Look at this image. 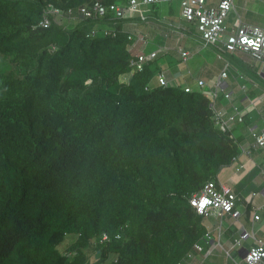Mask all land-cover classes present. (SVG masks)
Instances as JSON below:
<instances>
[{"label": "trees", "instance_id": "16d2710c", "mask_svg": "<svg viewBox=\"0 0 264 264\" xmlns=\"http://www.w3.org/2000/svg\"><path fill=\"white\" fill-rule=\"evenodd\" d=\"M94 1L0 0V264H176L207 231L188 197L240 157L252 126H264L263 107L243 114L240 131L219 127L215 109L241 108L228 87L213 106L208 91L155 82L162 52L135 70L132 19L51 16L40 25L50 2L76 16ZM180 5L168 2L163 15L199 35ZM105 26L115 34L92 35ZM151 40L147 52L159 47ZM210 47L219 65L218 53L233 61L248 95L264 93L254 56ZM219 251L204 264H222Z\"/></svg>", "mask_w": 264, "mask_h": 264}, {"label": "built area", "instance_id": "2783aa9c", "mask_svg": "<svg viewBox=\"0 0 264 264\" xmlns=\"http://www.w3.org/2000/svg\"><path fill=\"white\" fill-rule=\"evenodd\" d=\"M173 0H129L128 2H110L104 3L101 0H95L90 5H82L78 8V13L75 16L73 9H64L52 2L48 3L43 11L40 25L49 27L51 24V16L54 18L67 16L69 18L95 17L104 18L109 16L114 23L122 19H133L138 14L144 15L146 8L161 5ZM235 9V0H220L218 5L210 6L207 0H181L180 18L190 23L196 22L197 31L199 33L203 48H207L218 43H222L229 53H247L254 56L260 64V70L264 73V27L248 22H242L240 19L235 23L233 28L228 26V18L230 13ZM173 25V24H170ZM115 27H98L93 29L92 35L97 33L108 34L109 31L115 34ZM173 32L185 36L188 29L177 22V26H171ZM135 43L130 49H136V44L141 41H148V34L139 31ZM130 35V39L135 38ZM166 46H159L150 52L145 48L135 52L131 58V64L135 70H143L145 64L155 59L160 52H166ZM179 52L183 62H187L191 56L190 49L179 48ZM218 57L224 59L225 63L222 71L218 75L215 84L208 89L206 80L198 79L197 86L187 85V92L197 90L208 91L212 100V105L215 106L219 92L225 88V82L229 75L233 63L224 54L218 53ZM133 71L127 72L121 76V80L129 82L133 75ZM156 79L161 85H169V79L164 70H159L156 73ZM208 89V90H207ZM246 91L247 87L243 86ZM264 95V94H263ZM225 97L231 99L229 92H225ZM216 122L223 131L229 130L231 127L229 122L237 120V124L241 127L244 124L243 112L234 105V114H225L222 110L214 111ZM252 141H248L247 146L242 147V153L246 152L249 156L253 154H264V128H259L257 125L250 128ZM239 159V158H238ZM235 160L236 171L240 172L244 169V163ZM260 173L264 175V164L261 165ZM264 197V188L261 192L253 191L248 196H243L237 192L229 184L223 183L220 180H208L203 187L188 197V201L194 207L198 215L204 218H215L218 224L212 230L207 228L201 241L193 244L192 248L176 263V264H204V261L218 248L226 257V263L229 259H233L232 264H264V235L256 233L255 224L264 219V203L256 204L253 202L255 196ZM250 207L249 228L243 221L242 227L238 230V235L232 238L231 245L227 246L223 243L224 235V218L229 215L232 219H239ZM261 231V230H260ZM110 236L104 233L100 241L109 240ZM245 241L249 243L245 244ZM236 251V255L233 251Z\"/></svg>", "mask_w": 264, "mask_h": 264}, {"label": "crops", "instance_id": "0c3cea01", "mask_svg": "<svg viewBox=\"0 0 264 264\" xmlns=\"http://www.w3.org/2000/svg\"><path fill=\"white\" fill-rule=\"evenodd\" d=\"M219 1L220 0H207V4L210 5V6H216V5H218ZM261 2L264 5V1L263 0H235V9L231 12V14H230V16L228 18V22H227L229 28L230 29L233 28L235 26L236 21H238V19H240L242 22H248V23H252V24H256V25H260V26L264 27V25L262 24L263 22L258 21L256 19V16L259 13L263 12L262 11V8H260L258 6V4L261 3ZM156 7L157 8H162L163 7V4H161L159 6H156ZM154 8L155 7L151 8V10H154ZM151 10H150L149 7H147L145 13L150 12ZM136 19H138V18H136ZM171 33H172V35L177 34L178 37H180L181 40H182V38H183L182 35H180V34H178L176 32H171ZM177 35H174V36L177 37ZM178 37H177V41L179 40ZM184 37H186V36H184ZM189 37L190 38H186V39L188 40V39H193L194 38L192 36H189ZM186 39L184 38V40H186ZM184 40L178 41V43H180L179 47L180 46H183L182 48H184V49H190L192 51V56H194L195 54H197L196 52H198V50H200L202 48V45H200L199 42L196 39L193 40V41H195L196 44L198 45V49L197 50L193 49L190 46V43L184 44ZM150 43L151 44L152 43H155V45H157V46L158 45L159 46H163L160 43L155 42L153 40V38L150 41ZM142 48H145V46H144V44L141 41H139L136 44V49L135 50H136V52H138ZM206 49L208 50V53L212 54L216 58V53H215L214 47L213 48L212 47L205 48L204 50H206ZM177 51L179 52L178 49H177ZM178 60L181 63H184L183 61H181V55L179 56ZM200 62L201 63L203 62V64H202V67L204 69L203 71L200 70V69H198V68H196L194 65L192 67L193 69L190 68V67H188L187 68V71H182L178 67V64H177V61L176 60H173V63L171 65L168 64L167 69L166 68H163V67L161 69L166 72L170 83L179 84L178 79L181 80V78L183 77L184 80L186 81V83L184 84V86H187V85H192V82H194L195 80H196L195 82H197L198 79H203V80H206L207 81V83H208V87L207 88L210 89L213 85H211V83L208 81V79L204 76V74H206V73L207 74H210L209 72H211L210 69L209 70L207 69V65L209 63L206 61V58H205V60L204 59H200L199 60V64H200ZM164 63L165 62H163L162 64H164ZM232 63H233V61H232ZM233 65H234V63H233ZM222 68H223V66H221V69L219 71H217V75L215 77V81L217 80L218 75L222 71ZM194 75H196V76H194ZM155 80H156V78H155ZM254 83L257 86H259V84H260V83H257L256 81H254ZM241 86H240V82L238 81V79L236 78V76L234 74L230 73V71H229V75H228V77L226 79V82H225V87H228V89L230 90V92H232L231 99L233 100V98L234 99L236 98V101L235 102L238 105H240V107H241L240 109L243 112V114H245L246 112H249L251 110H259V109H262L264 107V95H263L264 93L261 96L252 97V96H249L248 93L244 89L241 88ZM243 94H245V96H246V98H245L246 101L239 102L238 101L239 100V97L242 96ZM222 111L224 112L225 117H226L227 116L226 115L227 114L226 110L223 109ZM229 124H230L231 127L234 128L233 131H236V130L238 131V129L240 131L241 127H239L240 126L239 124H236V123H234L232 121H230ZM234 126H236V127H234ZM263 128H264V126H263ZM247 145H248V143L245 144L244 146H247ZM238 161L240 163H244V169L242 171H240V172H237L236 171V165L238 163L235 164V171L238 174H241V177H240L241 182H239V184L234 183L233 185H230V184L229 185L232 186L237 192H239L243 196V198L245 197L244 196L245 194L244 193H241V191L238 189L237 185H239L240 187H242L243 184H244V182H245V178L246 177H248L250 179H253L257 183H259L260 189H263L264 186H262V182L260 180V177H261V179L262 178L264 179V175L260 173V170H261V165L264 164V154H261V153L259 154L258 153V154H253L252 156H249V154H247L246 152H244V153H242L240 155ZM222 172H223V169L220 171V174ZM220 174H219V179L218 180H220L223 183L228 184L227 183L228 178L227 179H223V178H221ZM223 176H224V174H223ZM257 180H259V181H257ZM253 202L256 203V204H263L264 203V197L259 196V195L258 196H255L253 198ZM226 217L231 218L229 215H226ZM250 217H251V214H250V212H249V210L247 208V210L245 211V214L241 218H239V219H233V220H234V222L240 220V221H246L247 223H249ZM242 218L244 220H242ZM231 220H232V218H231ZM216 221L217 220L215 218H213V217L208 218V219L205 220V222L207 224V227L208 228H213V229H214V226H215ZM233 237L234 236H232V238ZM229 242H230V240H228V243ZM228 246H229V244H228Z\"/></svg>", "mask_w": 264, "mask_h": 264}, {"label": "rangeland", "instance_id": "374dc122", "mask_svg": "<svg viewBox=\"0 0 264 264\" xmlns=\"http://www.w3.org/2000/svg\"><path fill=\"white\" fill-rule=\"evenodd\" d=\"M264 1V0H263ZM171 2V1H170ZM168 3V2H167ZM167 3H163V7L162 8H157L155 6L154 10L157 9V11L159 12V14H161V16L163 17L161 19V22H156V21H153L151 19L147 20V18H141V16L139 17V19H136L134 18L133 20H131V22H129L128 24V29L132 30L133 33H137L139 31L143 32V33H148L149 34V37H150V40L153 38V40L155 42H158L160 43L161 45L165 46L169 49V52L168 53H164L162 55V57L160 59H158L157 61V64L160 65V67L162 68H166L168 67V64L171 65L173 63V60H176L177 61V64H178V67L182 70V71H187V68L190 67L192 68L193 65L200 69V70H204L203 67H202V64L203 62L199 64V60L200 59H204L206 58V61L209 63L207 65V69L211 70V72H209L210 74H204V76L208 79V81L211 83V85H214L215 84V77L217 75V71H219L221 69V65H219V61L210 53H208V50H204L205 48H199L200 50H198V52H196L197 54H195L194 56H192L188 62L186 63H181L178 58L180 56V53L177 51V48H179V45L180 43H178V41H182L184 40V38H181L178 37L177 34H174V35H177V37L179 38V40L177 41V37H175L174 35H172L171 32H173L171 30V26L173 28V25L177 26V21H172L171 18L168 16V14L166 15H163L164 13H167L166 12V9H167V6L166 4ZM258 6L260 8H262V11L261 13H259L257 16H256V19L258 21H261L263 22L262 24L264 25V5L263 3H259ZM153 8V7H151ZM150 8V10H151ZM154 10H151L150 12H153ZM160 10V11H159ZM146 12V11H145ZM145 15H143L142 17H144ZM136 19V20H135ZM73 21H77L76 19L73 20ZM163 21V22H162ZM170 24H173V25H170ZM154 30H153V29ZM187 38H190L189 36H187ZM197 40L199 42V44L201 45V40H200V37L197 35H194V38L193 39H186L184 40V44L186 43H190V46L195 49V47H198V45L196 44L195 41L193 40ZM183 47V46H182ZM1 60H2V57L0 56V69L2 68V64H1ZM163 62H165L164 64H162ZM169 69V68H168ZM193 69V68H192ZM196 76V75H194ZM157 80H155L156 82ZM196 81V80H195ZM192 82V85L193 86H197V82ZM178 82L179 84L181 85H184L186 83V81L184 80V78L182 77L181 80L178 79ZM224 174V176H223ZM221 178L223 179H227V183L230 184V185H233L234 183L236 184H239V182H241L240 180V177H241V174H238L236 171H235V164H231L229 166H226L225 168H223V172L220 174ZM260 180L262 182V186H264V179L260 177ZM259 181V180H257ZM238 189L241 191V193H244L243 195L244 196H248L251 192L253 191H259L261 192L262 189H260V185L259 183H257L256 181H254L253 179H250L248 177L245 178V182L243 184L242 187H240L239 185H237ZM263 213V217H264V211L262 212ZM242 220H244L242 218ZM246 225H248V223L246 221H243ZM242 221L238 220L236 222H234V220L229 217H225L224 218V237H223V243L226 244L228 246L231 245L232 243V236H237L238 235V230L242 227ZM218 224V221H216L215 223V226ZM214 226V228H215ZM249 228H251L250 225H248ZM255 228H256V233L258 235H264V219L262 221H259L255 224ZM213 230V228H211ZM261 230V231H260ZM71 236V235H69ZM68 236V237H69ZM66 237V238H68ZM230 239H229V238ZM228 240H230V242L228 243ZM71 240L70 239H67L65 240V242L61 245V250H64V248L66 246H68L70 244ZM245 244H248L249 243L247 241H245ZM218 250H220L218 248ZM233 254L236 255V251L234 250L233 251ZM220 261H222V264H225L226 263V257L225 255L223 254H220ZM93 259H97L98 258V253H95L93 255ZM211 257L208 258L206 261H210ZM233 263V259L230 258L229 259V263L228 264H232Z\"/></svg>", "mask_w": 264, "mask_h": 264}, {"label": "clouds", "instance_id": "9594fccd", "mask_svg": "<svg viewBox=\"0 0 264 264\" xmlns=\"http://www.w3.org/2000/svg\"><path fill=\"white\" fill-rule=\"evenodd\" d=\"M47 5H48V4H47ZM156 6H157V5H156ZM154 7H155V6H154ZM45 8H46V7H45ZM45 8H44V9H45ZM144 14H145V13H144ZM42 16H43V15H42ZM136 17H137V16H136ZM136 17H135V18H136ZM141 17H142V16H141ZM76 19H77V18H76ZM133 19H134V18H133ZM133 19H132V20H133ZM41 20H42V19H41ZM127 20H131V19H127ZM176 33H177V32H176ZM144 34H148V33H144ZM185 36H188V34L185 35ZM190 36H191V35H190ZM198 36H199V35H198ZM183 37H184V36H183ZM199 37H200V36H199ZM148 38H149V34H148ZM200 40H201V39H200ZM201 45H202V44H201ZM131 46H132V45H131ZM180 47H182V46H180ZM180 47H179V48H180ZM179 48H177V49L179 50ZM202 48H203V47H202ZM207 48H209V47H207ZM130 50H131V51L134 50V52H136L135 48H134V49H130ZM168 52H169V49H168L166 52H164V53H168ZM162 53H163V52H162ZM181 61H182V58H181ZM187 62H188V61H187ZM184 63H186V62H184ZM123 74H125V73H123ZM123 74H122V75H123ZM122 75H121V76H122ZM155 78H156V76H155ZM130 79H131V78H130ZM121 81H122V80H121ZM123 82H124V81H123ZM192 86H193V85H192ZM246 87H247V86H246ZM246 92H247V90H246ZM249 96H251V95H249ZM234 164H235V163H234ZM190 204H191V203H190ZM205 219H206V218H205ZM207 228H208V227H207Z\"/></svg>", "mask_w": 264, "mask_h": 264}]
</instances>
